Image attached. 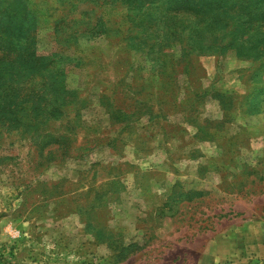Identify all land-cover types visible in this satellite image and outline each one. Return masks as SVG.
Masks as SVG:
<instances>
[{
	"label": "rangeland",
	"instance_id": "374dc122",
	"mask_svg": "<svg viewBox=\"0 0 264 264\" xmlns=\"http://www.w3.org/2000/svg\"><path fill=\"white\" fill-rule=\"evenodd\" d=\"M215 1L0 0V264H264V2Z\"/></svg>",
	"mask_w": 264,
	"mask_h": 264
},
{
	"label": "trees",
	"instance_id": "16d2710c",
	"mask_svg": "<svg viewBox=\"0 0 264 264\" xmlns=\"http://www.w3.org/2000/svg\"><path fill=\"white\" fill-rule=\"evenodd\" d=\"M260 1L264 2V0H260ZM215 2H216V3H215V5H214L213 7H220V5H219V1L216 0ZM263 14H264V12H263ZM263 14H261V19L264 20ZM180 62H181L180 59L174 61V63H180Z\"/></svg>",
	"mask_w": 264,
	"mask_h": 264
}]
</instances>
